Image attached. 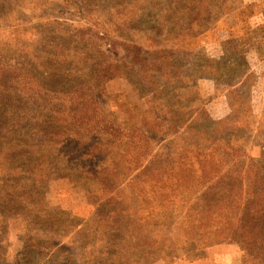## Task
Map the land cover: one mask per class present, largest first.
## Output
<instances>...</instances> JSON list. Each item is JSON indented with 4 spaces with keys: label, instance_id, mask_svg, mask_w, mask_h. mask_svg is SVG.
<instances>
[{
    "label": "rangeland",
    "instance_id": "374dc122",
    "mask_svg": "<svg viewBox=\"0 0 264 264\" xmlns=\"http://www.w3.org/2000/svg\"><path fill=\"white\" fill-rule=\"evenodd\" d=\"M158 48L175 54L169 78L129 56L135 50L151 65ZM0 68L9 79L0 80V133L31 139L27 121L40 113L59 136L46 174H20L29 188L41 182L30 194L37 211L9 221L0 264H103L104 244L84 233L108 198L103 184L123 183L191 140L224 139L231 145L221 153L234 147L245 167L264 165V0H0ZM167 108L187 122L145 132L151 153L135 170L128 146L107 134L143 128L149 112L164 121ZM193 256L151 264H245L235 244L197 242Z\"/></svg>",
    "mask_w": 264,
    "mask_h": 264
},
{
    "label": "trees",
    "instance_id": "16d2710c",
    "mask_svg": "<svg viewBox=\"0 0 264 264\" xmlns=\"http://www.w3.org/2000/svg\"><path fill=\"white\" fill-rule=\"evenodd\" d=\"M184 38L178 42L177 48L185 47ZM162 41L168 44L173 39ZM183 49V56H186L190 49ZM25 55L35 58L34 53ZM129 56L145 67L148 74L161 72V77L164 74L166 78L171 77L166 74L171 69L166 63L172 62L173 52L159 49L153 55L155 61L151 65L147 60H141L135 50ZM237 59L239 64L243 63L239 57ZM3 69L0 68L2 84L9 80ZM165 69L168 70L163 72ZM116 70L109 71L115 73ZM149 78L153 80L152 76ZM74 102L71 95L72 107ZM167 111L169 116L164 121L149 112V120L143 118V128L126 134L117 131L107 134L114 142L128 146L135 170L142 167L151 153L145 132H159L163 122L169 127L166 131H175L187 122L172 114L169 108ZM203 113H195L197 120L201 121ZM86 119L90 120V117ZM27 122L32 127L28 132L31 139L25 140L27 134L0 133V169L6 168L8 172V176L3 174L0 179V237L7 234L6 227L12 217L34 216L32 213L37 211V205L32 202L30 194L38 192L41 182L29 188L23 183L25 178L20 176L27 173V176H35L38 172L46 174L43 165L48 159L47 149L58 146V142L52 141H59V136L50 132L54 125L49 115L39 113ZM210 124L215 127L217 123ZM188 128L192 130L193 125ZM75 136L81 139L78 133L71 137ZM64 137L65 142L67 135ZM206 137H203L204 144L191 140L179 150H169L162 162L153 163L154 166L139 171L123 183L114 186L109 182L107 190L103 184L102 190L108 198L95 219L84 224V233L104 244L106 258L103 264H151L159 256L171 263L183 258L193 260L197 242L205 247L235 244L241 249L245 264H264V165L252 163L245 167L234 147L229 148L228 153H221L231 145L229 142L220 138L214 141L215 144L209 143ZM79 145L80 140L74 142L73 149L77 151ZM111 145L115 144L112 142ZM95 151L101 156V148L95 147ZM32 165L40 168L30 170Z\"/></svg>",
    "mask_w": 264,
    "mask_h": 264
}]
</instances>
